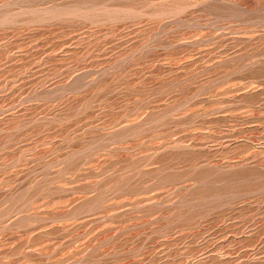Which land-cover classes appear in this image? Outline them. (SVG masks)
<instances>
[{"label":"rangeland","instance_id":"1","mask_svg":"<svg viewBox=\"0 0 264 264\" xmlns=\"http://www.w3.org/2000/svg\"><path fill=\"white\" fill-rule=\"evenodd\" d=\"M0 264H264V0H0Z\"/></svg>","mask_w":264,"mask_h":264}]
</instances>
